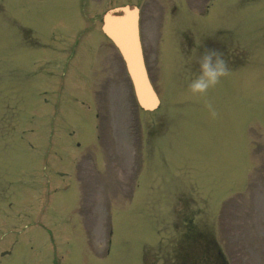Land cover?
<instances>
[{"label": "rangeland", "instance_id": "1", "mask_svg": "<svg viewBox=\"0 0 264 264\" xmlns=\"http://www.w3.org/2000/svg\"><path fill=\"white\" fill-rule=\"evenodd\" d=\"M121 5L140 9L155 111L113 47L80 103L102 15ZM196 18L193 45L233 54L205 93L181 89ZM76 63L84 78H67ZM153 122L154 153L138 144ZM187 215L230 263L264 264V0H0V264H176Z\"/></svg>", "mask_w": 264, "mask_h": 264}, {"label": "water", "instance_id": "2", "mask_svg": "<svg viewBox=\"0 0 264 264\" xmlns=\"http://www.w3.org/2000/svg\"><path fill=\"white\" fill-rule=\"evenodd\" d=\"M119 10L121 11L119 16H112L109 12L104 15V30L124 58L138 102L145 108H153L157 103V97L143 66L137 30V11L127 7Z\"/></svg>", "mask_w": 264, "mask_h": 264}, {"label": "clouds", "instance_id": "3", "mask_svg": "<svg viewBox=\"0 0 264 264\" xmlns=\"http://www.w3.org/2000/svg\"><path fill=\"white\" fill-rule=\"evenodd\" d=\"M199 73L191 79L189 88L193 93H205L215 86L229 69L223 54L213 48H205L198 58ZM212 115L215 112L212 111Z\"/></svg>", "mask_w": 264, "mask_h": 264}]
</instances>
